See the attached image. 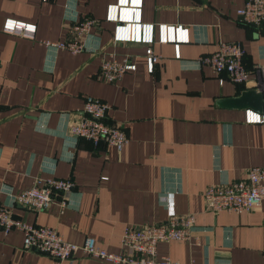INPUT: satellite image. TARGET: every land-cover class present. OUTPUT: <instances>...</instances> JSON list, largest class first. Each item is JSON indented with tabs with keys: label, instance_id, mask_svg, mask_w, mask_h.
<instances>
[{
	"label": "crops",
	"instance_id": "crops-1",
	"mask_svg": "<svg viewBox=\"0 0 264 264\" xmlns=\"http://www.w3.org/2000/svg\"><path fill=\"white\" fill-rule=\"evenodd\" d=\"M115 2L0 0V203L54 175L74 182L68 205L61 210L54 203L37 212L15 204L14 217L53 227L76 244L92 236L120 253L125 227L164 222L170 211L193 214L194 239L160 242L158 257L264 264V201L239 214L213 213L203 197L210 184L246 179L249 168L264 167V123H246L244 110L220 107L219 98L249 88L196 64L219 40L244 47L246 68L264 64V28L237 19L245 0H142L140 22L181 25L189 36L179 43L178 58L174 43L154 42L160 59L149 72L145 44L112 41L115 23L105 15ZM6 18L35 24L33 38L4 32ZM85 18L95 20L85 50L71 53L44 44L71 39L72 25ZM109 53L129 56L136 69L117 82L105 81L100 64ZM88 95L110 105L107 124H122L128 142L121 151L68 133ZM0 264L55 260L24 249L21 231L0 229ZM64 264L109 263L77 251Z\"/></svg>",
	"mask_w": 264,
	"mask_h": 264
},
{
	"label": "built area",
	"instance_id": "built-area-1",
	"mask_svg": "<svg viewBox=\"0 0 264 264\" xmlns=\"http://www.w3.org/2000/svg\"><path fill=\"white\" fill-rule=\"evenodd\" d=\"M142 0H116L106 9L105 19L115 23L112 41L132 42L146 45L145 58L149 72L160 59L152 49L154 42L174 43L175 57H179L178 45L188 42V28L152 23H142ZM236 17L244 24L258 30L264 28V0H245L236 10ZM95 20L85 18L76 20L72 25L74 35L65 41H44L53 50H67L78 53L86 49V38L90 35ZM2 30L7 33L21 34L33 38L35 24L25 23L12 18H6ZM100 50V48H96ZM244 47L236 41L217 42L216 49L199 56L197 65H207L218 76L224 75L228 80L251 86L261 90L264 95V64H255L251 69L245 67L243 59ZM136 64L129 56L117 59L115 54H104L100 64L101 77L107 82H117L128 70H135ZM253 75V76H252ZM223 78L219 77L222 83ZM110 105L99 98L86 96L83 105V115L80 120L69 126L68 133L89 140L94 146L100 142L114 146L121 151L128 142V137L122 124H107L106 116ZM244 122L264 123L263 111L246 109ZM102 179H107L103 177ZM74 187L70 179L57 178L54 175L38 178L36 183L19 193L10 195L9 203H0V229L7 234L19 230L23 234V248L44 253L55 260V264H64L77 251L83 255L102 260L109 264H191L172 260L167 256H157V245L167 241H190L194 239L195 216L193 214L177 215L170 211L164 222H155L142 226H127L121 236L123 252H110L97 244L95 238L86 236L81 244L63 239L53 227L38 225L16 218L12 207L20 204L34 211H46L57 203L61 210L68 205V196ZM204 207L217 213L229 211L241 213L259 207L264 201V167L254 166L248 169L246 179L223 184H210L204 191Z\"/></svg>",
	"mask_w": 264,
	"mask_h": 264
},
{
	"label": "water",
	"instance_id": "water-1",
	"mask_svg": "<svg viewBox=\"0 0 264 264\" xmlns=\"http://www.w3.org/2000/svg\"><path fill=\"white\" fill-rule=\"evenodd\" d=\"M263 92L257 88L244 89L238 96L219 98L217 104L220 107L255 111H263Z\"/></svg>",
	"mask_w": 264,
	"mask_h": 264
}]
</instances>
